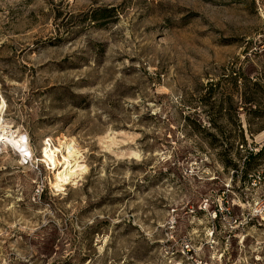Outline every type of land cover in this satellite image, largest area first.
Returning <instances> with one entry per match:
<instances>
[{"label":"rangeland","instance_id":"374dc122","mask_svg":"<svg viewBox=\"0 0 264 264\" xmlns=\"http://www.w3.org/2000/svg\"><path fill=\"white\" fill-rule=\"evenodd\" d=\"M0 264H264V0H0Z\"/></svg>","mask_w":264,"mask_h":264},{"label":"bare ground","instance_id":"6f19581e","mask_svg":"<svg viewBox=\"0 0 264 264\" xmlns=\"http://www.w3.org/2000/svg\"><path fill=\"white\" fill-rule=\"evenodd\" d=\"M62 149L64 150L65 154H67V156L64 158V164L65 167L64 172L58 175V182H60L61 184L68 182L71 178L75 177V175L77 174V171L80 170L78 168V161H77V151L75 150V148L72 146L71 142H67L62 146ZM59 149H52L49 146H47L46 150L44 151V161L51 166L53 169L57 168L60 165V161L57 160V153H58ZM70 159H72L71 161L73 162L70 163ZM64 166V165H63Z\"/></svg>","mask_w":264,"mask_h":264},{"label":"trees","instance_id":"16d2710c","mask_svg":"<svg viewBox=\"0 0 264 264\" xmlns=\"http://www.w3.org/2000/svg\"><path fill=\"white\" fill-rule=\"evenodd\" d=\"M262 148L263 147H260L259 148V150H256V152H252V150H248V152H247V155L246 156H244V162H243V164L245 163V162H249L250 160H249V158H252L253 156H255V155H259L260 153H261V151H262ZM253 153V154H252ZM246 159V160H245ZM231 159H229V163H231L232 161H230ZM234 164V163H233Z\"/></svg>","mask_w":264,"mask_h":264},{"label":"built area","instance_id":"2783aa9c","mask_svg":"<svg viewBox=\"0 0 264 264\" xmlns=\"http://www.w3.org/2000/svg\"><path fill=\"white\" fill-rule=\"evenodd\" d=\"M184 249H188V244L185 242V244L183 245Z\"/></svg>","mask_w":264,"mask_h":264}]
</instances>
